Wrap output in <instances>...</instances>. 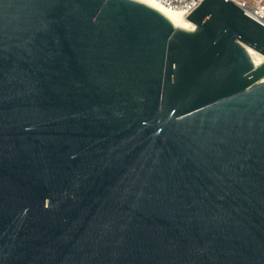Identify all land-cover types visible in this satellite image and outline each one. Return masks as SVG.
Returning <instances> with one entry per match:
<instances>
[{"label":"water","instance_id":"water-1","mask_svg":"<svg viewBox=\"0 0 264 264\" xmlns=\"http://www.w3.org/2000/svg\"><path fill=\"white\" fill-rule=\"evenodd\" d=\"M186 19L0 0V264H264V26Z\"/></svg>","mask_w":264,"mask_h":264},{"label":"built area","instance_id":"built-area-1","mask_svg":"<svg viewBox=\"0 0 264 264\" xmlns=\"http://www.w3.org/2000/svg\"><path fill=\"white\" fill-rule=\"evenodd\" d=\"M170 11H179L186 18L193 13L204 0H158ZM233 2L243 12L264 26V0H227Z\"/></svg>","mask_w":264,"mask_h":264},{"label":"bare ground","instance_id":"bare-ground-1","mask_svg":"<svg viewBox=\"0 0 264 264\" xmlns=\"http://www.w3.org/2000/svg\"><path fill=\"white\" fill-rule=\"evenodd\" d=\"M140 3H143L160 13H162L164 16L170 20V22L177 28L188 30V31H195L196 27L190 23L186 17L179 11H170L167 8H165L160 1L158 0H135ZM249 54L256 66V68L262 66L264 64V56L260 55L259 53L249 50ZM258 83L264 82V75L257 79Z\"/></svg>","mask_w":264,"mask_h":264}]
</instances>
